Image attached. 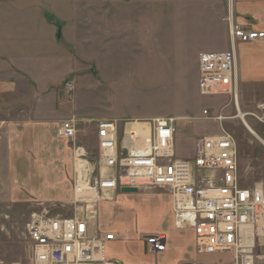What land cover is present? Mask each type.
I'll use <instances>...</instances> for the list:
<instances>
[{
    "label": "crops",
    "instance_id": "1",
    "mask_svg": "<svg viewBox=\"0 0 264 264\" xmlns=\"http://www.w3.org/2000/svg\"><path fill=\"white\" fill-rule=\"evenodd\" d=\"M161 1L168 10L154 11V0H0V159H75L71 141L56 135L60 122L72 116L85 121L108 118L77 114L68 99L63 101L61 82L72 73L71 65L78 62L75 53L113 51L115 61L118 56L125 59L124 53L154 43L162 48L170 43L163 34L173 29L178 30V37L182 31L179 42L192 46L194 55L233 50L238 89L254 85L264 95V39L232 42L228 34L229 19L245 29L264 30V0ZM188 5L194 12H187ZM197 36L208 37L212 43L217 39V49L194 46ZM184 65L183 60V69ZM240 105L244 107L245 102L238 97ZM159 117L181 119L187 114L131 119ZM243 122L248 126L245 119ZM12 169V178L19 179L17 168ZM54 180L53 188L41 195L44 199L58 196ZM151 189L156 191L151 195L165 199L162 204L169 218L165 230L142 235L125 223L106 227L100 215L110 207L103 201L96 204L101 231L114 234L105 242L104 264H185L196 259L194 232L174 226L170 194ZM17 191L12 186L11 192L16 195ZM157 233L165 235V249L149 251L145 235Z\"/></svg>",
    "mask_w": 264,
    "mask_h": 264
},
{
    "label": "built area",
    "instance_id": "2",
    "mask_svg": "<svg viewBox=\"0 0 264 264\" xmlns=\"http://www.w3.org/2000/svg\"><path fill=\"white\" fill-rule=\"evenodd\" d=\"M228 23L232 42L264 39V30L245 29L230 19ZM234 66L233 50L199 53L198 93L230 95L236 104ZM65 88L72 90V85L66 82ZM202 113L208 112L204 109ZM247 115L264 124V114L242 113L243 118ZM225 118L215 116L219 131L197 140L190 157H180L176 152L172 118L95 121L92 164L85 159L83 168L78 164L81 169L74 168L72 176L73 202L79 206L70 216L48 210L32 214L26 224L27 259L0 260V264H104L105 242L114 234L98 228L96 202L111 199L121 187L166 189L174 226L193 230L195 252L229 255L227 260L195 259L185 264H264V183L241 185L235 139L221 126ZM78 130V120L70 117L60 122L56 134L73 140ZM80 149L74 150L82 159L85 154ZM145 243L149 251L161 252L166 237L162 233L148 235Z\"/></svg>",
    "mask_w": 264,
    "mask_h": 264
},
{
    "label": "rangeland",
    "instance_id": "3",
    "mask_svg": "<svg viewBox=\"0 0 264 264\" xmlns=\"http://www.w3.org/2000/svg\"><path fill=\"white\" fill-rule=\"evenodd\" d=\"M94 10H97L96 6ZM165 10H168L167 4L154 0V11ZM186 10L194 12L192 5H188ZM181 34L182 31L178 37V30L173 29L163 34L162 38L169 39L170 43L162 48L154 43L153 46L128 51L124 53L127 56L125 59L118 56L116 61L113 51L75 53L78 62L71 65L72 73L61 82L63 101L68 99L71 110L77 114L108 117L106 119L117 117L120 123L152 120L131 119L134 117L185 113L187 117L174 119L176 152L180 157H190L196 141L203 135L216 134L220 125L215 116L223 115L226 118L221 126L235 139L241 185L251 187L256 183H264V124L250 115L245 118L238 115L239 111L262 115L264 95L257 92L254 85L244 86L242 91L237 84L236 104L230 95H200L196 88L198 56L194 55L192 46L180 44ZM196 38V47L217 49L216 44H219L217 39L213 44L208 37ZM66 82L72 85V90H66ZM238 97L245 102L244 107H238ZM204 109L207 115L201 113ZM72 117L78 120L79 130L73 140L69 139L71 147L81 148L80 151L83 150L87 157L84 155L79 159L75 152V159H0V260L27 259L26 224L32 214L48 210L52 214L70 216L79 206L73 202L72 176L74 168L81 169L78 164L82 168L83 161L87 160L90 166L92 164L96 153V120L85 121L77 116ZM243 119L255 135L249 132ZM12 167L18 170L17 180L12 178ZM53 178L58 196L44 199L41 195L53 188ZM12 186L19 189L16 195L11 192ZM69 186L71 191L68 193L66 189ZM154 190L145 188L130 193L118 191L113 199L99 200L110 207L109 211L100 215L102 223L109 228H117L119 223H125L136 234L142 235L154 230H165L169 222L162 204L165 199L151 195L156 192ZM98 228L101 230L99 224ZM228 258L229 255L223 253L197 255L196 260L206 262Z\"/></svg>",
    "mask_w": 264,
    "mask_h": 264
},
{
    "label": "water",
    "instance_id": "4",
    "mask_svg": "<svg viewBox=\"0 0 264 264\" xmlns=\"http://www.w3.org/2000/svg\"><path fill=\"white\" fill-rule=\"evenodd\" d=\"M120 191L123 193H127V192L130 193V192H136L137 189L133 187H121Z\"/></svg>",
    "mask_w": 264,
    "mask_h": 264
},
{
    "label": "bare ground",
    "instance_id": "5",
    "mask_svg": "<svg viewBox=\"0 0 264 264\" xmlns=\"http://www.w3.org/2000/svg\"><path fill=\"white\" fill-rule=\"evenodd\" d=\"M241 115H242V114H241V113H239V116H241ZM134 125H137V124H133V126H134ZM247 127H248L249 129H251L249 126H247ZM252 131H253V130H252Z\"/></svg>",
    "mask_w": 264,
    "mask_h": 264
}]
</instances>
